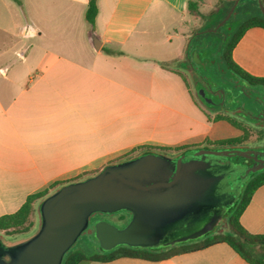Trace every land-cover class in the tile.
Wrapping results in <instances>:
<instances>
[{
    "label": "crops",
    "instance_id": "crops-1",
    "mask_svg": "<svg viewBox=\"0 0 264 264\" xmlns=\"http://www.w3.org/2000/svg\"><path fill=\"white\" fill-rule=\"evenodd\" d=\"M88 1L0 0V217L67 175V151L77 144L93 154L86 158L99 159L142 142L189 147L260 140L244 111L224 117L198 107L172 67L190 62L186 51L193 33L207 25L205 18L218 12L222 0H200L199 14L209 7L201 21L187 10L191 0H96L97 44L84 19ZM231 60L264 79V28L246 29ZM240 224L264 236V184L252 194ZM84 264L247 263L220 243L159 262Z\"/></svg>",
    "mask_w": 264,
    "mask_h": 264
},
{
    "label": "water",
    "instance_id": "water-1",
    "mask_svg": "<svg viewBox=\"0 0 264 264\" xmlns=\"http://www.w3.org/2000/svg\"><path fill=\"white\" fill-rule=\"evenodd\" d=\"M239 1L212 32L230 18ZM256 2L264 13V0ZM196 93L206 106L223 107L203 88ZM256 118L264 119V114ZM237 157L252 164L234 163ZM262 170L264 148H195L175 157L148 152L107 165L46 197L38 207L40 225L31 237L12 244L0 238V264H61L96 213L130 216L121 228L94 222L93 238L104 253L121 246L160 251L198 241L222 223L244 185Z\"/></svg>",
    "mask_w": 264,
    "mask_h": 264
},
{
    "label": "trees",
    "instance_id": "trees-1",
    "mask_svg": "<svg viewBox=\"0 0 264 264\" xmlns=\"http://www.w3.org/2000/svg\"><path fill=\"white\" fill-rule=\"evenodd\" d=\"M20 5V0H13ZM235 0H222L219 3L217 13L211 14V17L215 18L213 23L208 28H213L218 24L228 13L230 7ZM199 2L200 0L189 1L187 3V10L189 14L193 16H200L199 14ZM98 13V6L96 0H89L84 19L89 25L88 36L90 40L97 44L98 38L95 35V19ZM230 24H236L237 32L229 39L219 43L218 52L222 62H224L227 69L238 79L250 86H262L264 87V79L255 78L247 75L241 71L231 60V51L235 44L240 39L244 31L252 26H259L264 28V13L260 10L256 0H240L237 6L234 8L233 13L228 19ZM203 27L199 31L202 33L191 39L192 41L200 38L203 35L214 36L217 34L212 31H207V28ZM194 34V33H193ZM192 34V35H193ZM161 67L167 68V65L161 64ZM199 98V97H198ZM201 101V100H200ZM207 109L208 106L203 104ZM245 129V128H244ZM245 136L248 131L245 129ZM244 143L241 139H228L218 142L206 141L203 145H231L234 143ZM200 146L193 147H181L177 155L186 152L187 150L198 148ZM153 152L149 149L142 150L137 155L142 153ZM123 159L120 162L127 160ZM264 184V171H261L253 175L248 182L244 185L240 200L224 217L223 222L217 227L211 234L204 238L178 246H172L170 248L160 251H150L146 249H132L129 247H117L110 252H99L86 255L84 252L73 250L71 248L63 257L61 264H84L90 262L108 263L119 259H139L150 262H159L167 260L173 256L188 254L196 251L203 250L215 244H226L235 252L243 261L247 264H264V236L253 235L248 233L240 224V216L246 206L248 205L252 194L257 187ZM64 184L60 185L56 190L49 194L37 193L27 197L25 203L19 208V210L13 214L0 217V238L11 235L27 234L30 226H32V216L35 211H38L40 203L53 192L57 191ZM36 205V206H35ZM120 221L125 223L129 217L126 212L120 213ZM39 226V225H38ZM38 228H36L30 234H27L24 238H28L33 235ZM22 238V239H24Z\"/></svg>",
    "mask_w": 264,
    "mask_h": 264
},
{
    "label": "rangeland",
    "instance_id": "rangeland-1",
    "mask_svg": "<svg viewBox=\"0 0 264 264\" xmlns=\"http://www.w3.org/2000/svg\"><path fill=\"white\" fill-rule=\"evenodd\" d=\"M207 2L214 5L217 3V0H208ZM200 11H201V14H200V21H201V19L204 18L205 13L209 11V7L206 6ZM225 27L221 28V33H223V30L226 29ZM222 41H223V37L221 36V34H216L214 36L203 35L198 39L195 38V40L192 41V43L190 44V46L187 48V51H186L187 59L190 62L185 61L180 64L178 63L173 64L172 67L176 68L182 74L185 81H187V83L189 84L191 88V96L195 104L198 107H200L202 110L207 112L210 110L207 109L203 105V103L200 101L196 93V90L200 89L202 87V84L201 82L196 83L195 82L196 79L194 78L195 77L194 71H196L199 68V64L200 66L202 64H205L207 71L201 72L202 75L205 77H208L209 74L212 73L213 75H218L220 77L219 79L224 84H226L227 82L232 84L234 88L244 96L246 107L253 108L255 113L253 114L254 119H251V122L257 123L259 127L262 129V131H264V119L256 118L259 115V113L264 114V87L247 85L243 81L238 79L236 76H234L227 69L224 62H222L221 57L218 52L219 43H221ZM195 53H197V57L199 56L198 57L199 61L195 60V57H194ZM210 89L214 90L215 87L212 86ZM218 101H219V97L216 94H214V102H218ZM238 113L241 114L240 111H238ZM223 116L229 117L228 114H225ZM259 137H260V140L258 142H251V143L239 142V143H234V144L225 145V146L203 145L200 148H208V149H213V150L234 149V148L249 150L250 147L257 146V144H261L262 142H264V135L259 136ZM79 146L80 144H77V148L80 149L79 151L76 150L77 148H75V150L67 151V175L55 177L53 180H51L47 184V186H45V188L40 193L49 194L52 191L56 190L62 184L66 185V184L84 180L88 177H91L97 174L100 170H102L107 165L116 164V163H119L123 159H126V158L130 159V158H134L138 156L137 154L145 149H149L155 153H161V154H164L170 157H175L177 156L179 152L178 149L182 147V146H171L166 143H159V142H142V143L134 144L132 146H127L126 148H122L117 151H106V153L103 154V157L99 159H90L86 157L87 156L90 157L93 154L84 153L83 149ZM104 146H106V143L104 144ZM193 146H200V145H192L191 147ZM239 200H240V197H239ZM118 215H120V213H116V215H113V214L112 215L101 214L97 216L92 215L89 218V226L87 230L84 231L81 234V236L78 238V240L72 247L73 250L84 252L86 255L101 252L98 247V243L93 238V224L95 221L99 220V221L111 223L114 226L121 228L123 227L122 224L115 222L116 220L115 218ZM38 225H40L39 212L35 211L34 215L32 216V226H30L27 234H30L36 228H38L39 227ZM27 234H19V235H11V236L4 235V238L2 237L1 239L8 244H12V243H16L24 239H27V238H24Z\"/></svg>",
    "mask_w": 264,
    "mask_h": 264
},
{
    "label": "flooded vegetation",
    "instance_id": "flooded-vegetation-1",
    "mask_svg": "<svg viewBox=\"0 0 264 264\" xmlns=\"http://www.w3.org/2000/svg\"><path fill=\"white\" fill-rule=\"evenodd\" d=\"M207 19L209 20V22L207 23V25H205V27L209 26L211 24L213 17L205 18V20H207ZM218 24H216L213 28L206 27L207 31L213 30ZM222 27L226 28L225 30H223V33H221ZM237 27L238 26L236 24H230L227 20L216 32H217V34H221V36L223 37V41H225L226 39H229L234 34H236ZM216 32H214V33H216ZM198 57L195 58L196 61H199ZM206 69L207 68H206L205 64H202L201 66L199 64V68L196 71H194V74H195L194 78L196 80H198L199 82H201V84H202L201 88L204 89L205 95L207 97H210L214 101V94H216L219 97V101L215 102V103H217V104L222 103L223 104V107L222 106L209 107L210 110L216 111L217 113H219L221 115L232 114V112H234L235 109H237L240 112H243L244 109L247 108L246 102L244 101V96L239 91H237L232 84H230L228 82L226 84H224L223 82H221V80L219 79L220 77L218 75H213L212 73H210L208 77L203 76L201 72H203V71L206 72L207 71ZM202 80H204V81H202ZM212 86L215 87L214 90L210 89ZM252 117H254V116H252ZM257 119H261V118H257ZM251 127L254 128L259 139H260L259 136L264 135V131H262V129L259 127V125L257 123H253V125ZM198 148H200V147H198ZM262 148H264V144H257V146L250 147L249 149H262ZM234 163L251 165L252 161L237 157L234 159ZM97 215H101V214L96 213L93 216H97ZM113 215H116V214H113ZM129 217H128L127 221L129 220ZM115 219H116L115 222L122 224V226H124L127 223V221L125 223L120 221L119 215L116 216Z\"/></svg>",
    "mask_w": 264,
    "mask_h": 264
}]
</instances>
